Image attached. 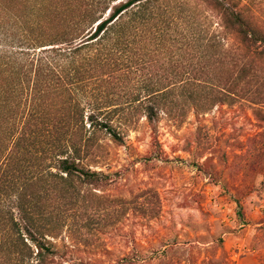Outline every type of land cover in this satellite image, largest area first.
<instances>
[{
	"label": "trees",
	"instance_id": "1",
	"mask_svg": "<svg viewBox=\"0 0 264 264\" xmlns=\"http://www.w3.org/2000/svg\"><path fill=\"white\" fill-rule=\"evenodd\" d=\"M48 1L43 9L19 13L0 0V264L64 260L67 248L59 239L67 229L76 240L90 196L109 177L90 166L105 162L111 146H126L124 130L135 114L143 112L153 126L161 110L170 112L176 93L208 110L203 95L214 100L230 91L206 79L211 66L196 65L193 75L137 81L145 82L144 94L133 99L137 105L122 106L114 102L123 82L180 50L205 60L236 59L233 98L264 81L249 59L264 61V12L256 10L264 0ZM191 6L207 8L221 36L176 32L180 21L198 26ZM235 45L248 57L233 56ZM250 100L264 105L253 91Z\"/></svg>",
	"mask_w": 264,
	"mask_h": 264
},
{
	"label": "rangeland",
	"instance_id": "2",
	"mask_svg": "<svg viewBox=\"0 0 264 264\" xmlns=\"http://www.w3.org/2000/svg\"><path fill=\"white\" fill-rule=\"evenodd\" d=\"M1 1L19 13L51 4ZM256 5L264 12V1ZM206 9L191 6L198 26L180 21L176 32L188 38L201 31V38L204 32L207 38L221 36L218 20ZM232 50L233 56L249 55L238 45ZM250 58L264 77V61ZM234 60H205L195 51L180 50L123 82L114 102L122 106L137 105L133 99L144 94L145 82L137 81L193 75L196 65L211 66L206 79L230 91L214 100L203 95L208 110L198 109L189 95L176 93L170 112L161 110L153 126L143 112L135 114L124 130L126 146H111L105 162L91 164L92 171L109 175L107 184L90 196L76 240H70L67 229L59 239V246L67 248L60 264H264V105L250 102L252 91L264 97V81L257 90L246 86L241 99L233 98ZM173 63L174 70L169 68ZM255 108L262 109L259 116Z\"/></svg>",
	"mask_w": 264,
	"mask_h": 264
}]
</instances>
